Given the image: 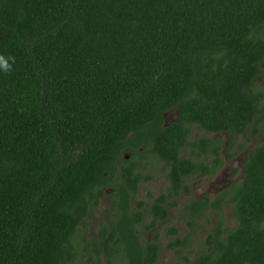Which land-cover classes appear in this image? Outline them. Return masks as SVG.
<instances>
[{
	"label": "trees",
	"instance_id": "1",
	"mask_svg": "<svg viewBox=\"0 0 264 264\" xmlns=\"http://www.w3.org/2000/svg\"><path fill=\"white\" fill-rule=\"evenodd\" d=\"M0 54L15 57L0 72V264H68L78 249L87 263L157 264L156 226L168 223V207L230 149L189 140L191 128L234 139L256 135L264 119L255 88L264 0H0ZM172 109L178 120L165 124ZM153 158L169 185L147 204L134 201ZM243 167L213 198L182 204L190 230L206 214L215 219L192 264H264V139ZM106 189L107 222L75 245ZM141 225L150 241L140 242ZM187 236L166 244L173 264L188 261Z\"/></svg>",
	"mask_w": 264,
	"mask_h": 264
},
{
	"label": "rangeland",
	"instance_id": "2",
	"mask_svg": "<svg viewBox=\"0 0 264 264\" xmlns=\"http://www.w3.org/2000/svg\"><path fill=\"white\" fill-rule=\"evenodd\" d=\"M255 88L264 90V79L257 77ZM177 120L178 112L176 109L169 110L164 114L165 124H170ZM257 126L259 131L256 135H250L249 133L247 135L241 134L234 139L227 133L214 134L207 133L196 126L191 128L189 140H192L194 136H204L213 140L220 139L223 143H226L230 149L228 148L220 151V154L223 157V162L214 175H191L186 180V184L190 188V191L188 193H182L180 197L176 199L178 202L177 206L168 207V223L166 225L159 223L156 226V229L159 231V240L162 248L157 264H173L175 261L176 255L174 251L166 247V244L170 241H174L175 237L181 239L188 235L189 246H185V248H183V253L188 256V261H182L181 264H192L196 254L203 251V240L207 232L212 230L215 219L209 214H206L205 217L197 218L195 227L190 230L187 225L181 221V217H179L182 212V204L189 198L200 199L203 196L213 198L222 189L242 179L244 174L243 163L246 155L264 139V119L259 122ZM246 138L249 139L247 140ZM228 151L232 152V156L229 159L225 157V154ZM182 155L190 156V149L183 148ZM211 158L212 157H199L196 158V160L209 163ZM166 172L167 168L163 165V163L153 158L146 166V169L142 171V175H146L149 178L147 180L140 181L134 201L141 200L147 204L148 202H151L152 197H155L160 192L165 191L169 185L166 178ZM110 192L111 189H106L105 196L101 199L98 208H96L86 218V228L84 229L82 225L79 226L80 231L74 239L75 245L78 242H81L83 243V246H86V241L94 237L100 227V224L107 222V218L110 216L108 199V194H110ZM131 207H135L134 203H132ZM144 210H146V205L144 206ZM225 218L229 226H233L235 224L234 220L231 218L229 208L225 209ZM146 221L148 220L146 219ZM170 226H174L177 229V232L173 236L167 234V228ZM136 232L141 243L150 241L152 231L145 230L143 225L138 227ZM82 254H84V252L78 249L75 259L73 262L68 264H94L87 263ZM94 260H96V258H94ZM103 263H105V257L102 256L99 264Z\"/></svg>",
	"mask_w": 264,
	"mask_h": 264
},
{
	"label": "clouds",
	"instance_id": "3",
	"mask_svg": "<svg viewBox=\"0 0 264 264\" xmlns=\"http://www.w3.org/2000/svg\"><path fill=\"white\" fill-rule=\"evenodd\" d=\"M14 64V56H5L3 54H0V72L10 73L13 70Z\"/></svg>",
	"mask_w": 264,
	"mask_h": 264
},
{
	"label": "flooded vegetation",
	"instance_id": "4",
	"mask_svg": "<svg viewBox=\"0 0 264 264\" xmlns=\"http://www.w3.org/2000/svg\"><path fill=\"white\" fill-rule=\"evenodd\" d=\"M163 165H164V164H163ZM167 182H168V180H167ZM168 184H169V183H168ZM146 207H147V206H146ZM168 213H169V211H168ZM179 217H181V214L179 215ZM151 234H152V232H151ZM151 239H152V236H151ZM151 239H150V240H151ZM159 241H160V240H159Z\"/></svg>",
	"mask_w": 264,
	"mask_h": 264
}]
</instances>
